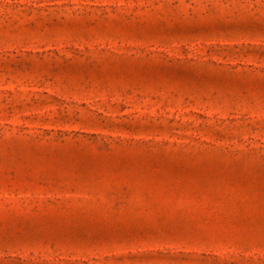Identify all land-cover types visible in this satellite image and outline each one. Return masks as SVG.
Instances as JSON below:
<instances>
[{
  "label": "rangeland",
  "instance_id": "rangeland-1",
  "mask_svg": "<svg viewBox=\"0 0 264 264\" xmlns=\"http://www.w3.org/2000/svg\"><path fill=\"white\" fill-rule=\"evenodd\" d=\"M0 264H264V0H0Z\"/></svg>",
  "mask_w": 264,
  "mask_h": 264
}]
</instances>
